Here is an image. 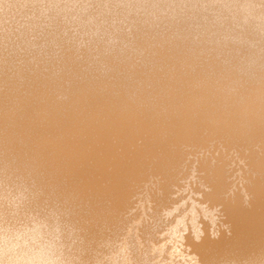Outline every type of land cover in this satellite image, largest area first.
I'll return each mask as SVG.
<instances>
[{
	"label": "bare ground",
	"instance_id": "bare-ground-1",
	"mask_svg": "<svg viewBox=\"0 0 264 264\" xmlns=\"http://www.w3.org/2000/svg\"><path fill=\"white\" fill-rule=\"evenodd\" d=\"M100 1L168 17L217 3L216 17L230 21L215 26L204 13L158 29L133 18L131 38H110L116 46L85 54L66 47L50 63L30 59L16 69L0 60V171L23 182L21 193L35 203L61 209L89 242L119 222L148 174L165 179L143 199L145 212L157 213L174 193L184 147L221 137L244 151L246 183L232 195L226 164H201L206 189L172 230L192 249L190 259L170 264H264V0ZM82 24L96 22L89 16ZM204 204L221 207L230 235L211 239L197 225ZM46 218L28 233L2 236L0 264H73L61 242L40 240L61 227ZM187 218L192 232L182 236Z\"/></svg>",
	"mask_w": 264,
	"mask_h": 264
},
{
	"label": "rangeland",
	"instance_id": "rangeland-1",
	"mask_svg": "<svg viewBox=\"0 0 264 264\" xmlns=\"http://www.w3.org/2000/svg\"><path fill=\"white\" fill-rule=\"evenodd\" d=\"M54 1L59 6L66 4L69 7L60 11L52 3ZM203 5L208 8H182L175 15L168 17L171 14L167 12L145 14L142 10L126 14L123 10L125 6L113 1L104 4L100 0H78L71 3L69 0H0V60L11 63L13 69H16L15 65L22 67L30 59L33 60L31 63L34 60L50 63L55 59L54 52L59 53L66 47L85 54L97 45L116 46L110 38H131L133 18L141 27L154 23L158 29H161L167 19L195 18V14H208L213 18L211 22L215 26H219L224 20L230 21L228 17H216L219 14V11L215 10L217 3ZM89 16L94 17L99 27H96V24H82ZM254 32H257L256 29ZM249 35L256 37L254 33ZM52 36H56L57 43L52 42ZM184 153L185 159L175 177L174 193L168 202L161 205L157 213L154 214L151 208L147 209L146 213L143 199L157 191L165 179L162 175L148 174L134 186V195L119 222L112 228L103 230L89 242L84 241L79 229L71 227L68 215L61 209L56 208L53 211L48 201L35 203L33 194L27 191L21 193L23 182L7 179L0 171V243L4 235L15 238L20 232L28 233L35 225V220L46 216L47 225L51 226L50 222H59L61 227L58 231L45 230L40 240L46 242L55 239L61 242L60 252L65 260L72 261L73 264L185 262L190 259L188 252L192 249L179 234L172 232L173 223L176 216L186 211L194 200L200 199L202 191L206 189L205 172L201 170V164H226L231 183L230 192L234 195L241 191L246 183L247 159L242 148L230 146L221 137L213 138L202 146H185ZM178 200H181L177 205L178 209H172ZM220 210L221 207H218L212 211L209 204L197 205V225L205 229L211 239L231 233L230 226L225 223V216ZM186 222V228L180 226L182 236H188L192 232L190 219L187 218Z\"/></svg>",
	"mask_w": 264,
	"mask_h": 264
}]
</instances>
